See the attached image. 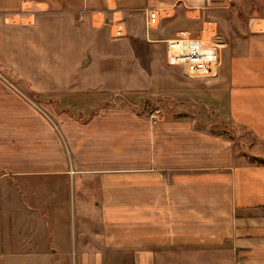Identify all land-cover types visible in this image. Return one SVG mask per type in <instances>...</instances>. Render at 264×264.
I'll use <instances>...</instances> for the list:
<instances>
[{
	"label": "crops",
	"instance_id": "crops-1",
	"mask_svg": "<svg viewBox=\"0 0 264 264\" xmlns=\"http://www.w3.org/2000/svg\"><path fill=\"white\" fill-rule=\"evenodd\" d=\"M224 1L0 0L6 73L73 113L31 117L0 81V264H264V154L212 128L264 142L263 16L240 34L226 23L214 77L165 72L162 118L89 103L70 84L84 73L58 64L75 61L76 16L99 27L147 6L166 9L162 22L180 2L201 28Z\"/></svg>",
	"mask_w": 264,
	"mask_h": 264
},
{
	"label": "rangeland",
	"instance_id": "rangeland-1",
	"mask_svg": "<svg viewBox=\"0 0 264 264\" xmlns=\"http://www.w3.org/2000/svg\"><path fill=\"white\" fill-rule=\"evenodd\" d=\"M146 7L114 16L115 19L121 20L126 28V34L117 38L110 35L112 16L109 24H102L99 27L93 26L90 19L85 17L80 19L76 16L75 61L71 62L74 57L70 53L69 59L67 54L63 55L64 57L61 56L58 64L60 69L74 68L84 73L83 77H72L70 84L71 88L76 86V90L85 91L89 103L102 99L103 101L100 103L103 104V107L111 109L120 107V109L125 108L130 112L132 109L139 115L152 119L162 118L166 102L171 100L166 95L168 91L164 83L165 72H180L178 66L166 64L165 40L175 37L181 30H189L196 34L200 27L197 21L186 18L185 7L180 2H176L171 7L173 14L164 19L156 29L147 31L144 26L143 11ZM207 12L202 16L216 20L221 34L227 41L226 23H236L237 27L233 26V28L240 34L243 31L242 25L244 22H248L249 17H264V0H225L219 6L211 7ZM93 23L96 24V20L93 19ZM231 32L234 31L230 29L229 33ZM54 65L57 64L54 63ZM45 66L50 68L51 63L45 62ZM8 68L15 67L4 60L1 46L0 81L27 101L29 110L31 108L29 116L44 117L47 120H53L57 125V119L65 116L70 117L73 114L68 109H62L58 100L44 98L45 94L40 96L38 92L31 93L32 90L26 80L7 74L5 70ZM174 100L179 101L177 98ZM174 100L172 99V101ZM96 111H92V113ZM212 128L220 132L222 130L229 131L233 136L236 151L243 149L248 152L264 154V142H255L254 146L247 148L252 140L249 133L245 132L242 127L235 128L220 123ZM240 144H243V147ZM74 195L77 206L80 197L78 184ZM68 224L67 229L74 228L73 219L70 218Z\"/></svg>",
	"mask_w": 264,
	"mask_h": 264
},
{
	"label": "built area",
	"instance_id": "built-area-1",
	"mask_svg": "<svg viewBox=\"0 0 264 264\" xmlns=\"http://www.w3.org/2000/svg\"><path fill=\"white\" fill-rule=\"evenodd\" d=\"M144 11L145 29H156L166 17V9L146 7ZM126 34V28L119 19L110 22V35L113 38ZM166 63L178 66L183 73L193 79L214 77L217 74L221 51L226 46L224 36L219 32L215 21H204L196 35L178 32L175 37L165 40Z\"/></svg>",
	"mask_w": 264,
	"mask_h": 264
},
{
	"label": "trees",
	"instance_id": "trees-1",
	"mask_svg": "<svg viewBox=\"0 0 264 264\" xmlns=\"http://www.w3.org/2000/svg\"><path fill=\"white\" fill-rule=\"evenodd\" d=\"M222 132H224V133H229V131L228 132H226V131H223L222 130ZM253 160L254 161H257V162H261V163H263L264 162V158H262V157H255V158H253Z\"/></svg>",
	"mask_w": 264,
	"mask_h": 264
}]
</instances>
